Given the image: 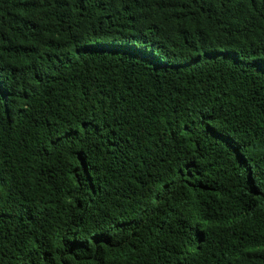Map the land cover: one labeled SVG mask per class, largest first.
I'll return each mask as SVG.
<instances>
[{"label":"trees","instance_id":"trees-1","mask_svg":"<svg viewBox=\"0 0 264 264\" xmlns=\"http://www.w3.org/2000/svg\"><path fill=\"white\" fill-rule=\"evenodd\" d=\"M0 264H264V0H0Z\"/></svg>","mask_w":264,"mask_h":264}]
</instances>
